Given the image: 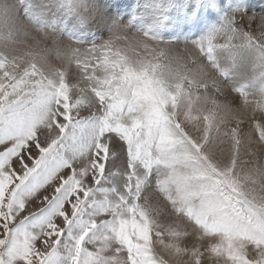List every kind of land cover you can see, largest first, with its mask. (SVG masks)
I'll return each mask as SVG.
<instances>
[{"label": "rangeland", "instance_id": "1", "mask_svg": "<svg viewBox=\"0 0 264 264\" xmlns=\"http://www.w3.org/2000/svg\"><path fill=\"white\" fill-rule=\"evenodd\" d=\"M90 1L96 5L95 18L102 15L109 17L107 26L102 21H99L102 27L99 23L98 26L94 20L85 28L79 26L73 13L72 0H37L36 3L34 0H22L23 15L36 29L58 30L61 41H50L46 49L20 47L14 51H6L0 47V77L6 75L3 80L5 83L28 79L44 85H51L48 82L49 71L45 70L44 65H49L48 60L60 54L64 40L75 42V48L83 49V54L79 50L75 51L74 61L82 63L86 74L92 77L83 75L88 81H85V89L89 88L90 94L92 90L93 98L99 99V103L90 94V98L83 94L85 98L78 102L81 114H74L86 116L97 125L93 152L102 154L100 159L107 162L108 172L111 173L105 181L104 186L108 193L103 197L104 205L101 209L107 226L87 245L92 249L88 255L89 264H173V261L165 259L168 253L164 243L182 236L180 226L184 216L187 218L185 223L191 227L193 233L196 232L194 236L203 238L200 243L206 241L215 245L210 249L212 254L200 251L203 258H197V264L203 263L205 258L206 262L213 264H264V256L259 255L264 253V212L260 211L258 199L242 194L240 185L243 181L237 176V173L248 168L254 160L252 153L257 145L249 137L261 142L259 146L264 148V115L257 112L247 118L233 120L230 124H221L216 119H196L197 114L193 110L188 116L191 124L182 125L169 117L166 125L144 126L142 122H138L135 110L129 109L118 98L114 85L97 83L102 74L101 64L105 63L110 53L93 47L108 35V25L115 18L121 22L131 21L134 28L142 31L150 27L154 21L150 5L156 0ZM253 2L255 6H252ZM235 3L237 0H171L168 7L162 10L163 19L156 31L161 46L167 49L161 62L180 61L179 64L184 66L185 71L190 72V76L199 71L200 63L215 66L222 71V81L233 84L221 98L229 101L239 111L250 112L248 101L256 94L259 82L264 81V77H260L255 85L242 80L237 82L235 69L242 59L240 49L245 43L242 36L245 31L239 28L242 21L236 25L238 31L223 25L218 27V31L210 32L221 23L224 15L222 9ZM243 4L248 11H264L261 0H243ZM95 25L96 31H91ZM84 29L87 33H84ZM226 32L228 36L224 35ZM238 39L241 40L240 43ZM171 45L176 46V49L172 50ZM193 45L196 46L199 63L192 59L190 53L183 58V48L191 50L195 48ZM16 53L20 54H17L19 57L24 55L22 58L25 60H20ZM223 58L227 61L226 65ZM218 65H222L221 68ZM193 68L197 69L194 71ZM54 88L51 91L62 102L65 113L71 112V100L62 94L59 84ZM109 102L117 108L111 107ZM97 105L100 108H95ZM177 107L179 110V105ZM112 108L116 113L110 110ZM256 120L261 122L254 124ZM115 133L118 138L114 136ZM103 137H106L105 140ZM115 138L117 141L119 139L117 144ZM123 143L124 148H121ZM117 146L121 149H117ZM116 154L118 159L113 160ZM127 154L130 156L127 157ZM89 159L93 168L97 169V175H103V167L95 163L94 157L90 156ZM133 159L138 162L135 169ZM221 241L227 244L222 245ZM237 241L247 242L246 253H241ZM231 246H235L237 250H232ZM240 256L242 259H239Z\"/></svg>", "mask_w": 264, "mask_h": 264}, {"label": "snow or ice", "instance_id": "2", "mask_svg": "<svg viewBox=\"0 0 264 264\" xmlns=\"http://www.w3.org/2000/svg\"><path fill=\"white\" fill-rule=\"evenodd\" d=\"M96 128L39 81L0 83V264H89L111 174Z\"/></svg>", "mask_w": 264, "mask_h": 264}, {"label": "clouds", "instance_id": "3", "mask_svg": "<svg viewBox=\"0 0 264 264\" xmlns=\"http://www.w3.org/2000/svg\"><path fill=\"white\" fill-rule=\"evenodd\" d=\"M37 0H34L36 3ZM264 2V0H261ZM171 0H156L153 9L154 22L146 30L134 28L131 21L114 20L108 35L94 48L110 53L101 65L99 85H114L118 98L129 108L135 110L138 122L144 126L166 125L169 117L182 125L191 124L188 119L191 111L196 112V119H216L221 124H230L240 117L247 118L257 112L264 115V81L259 82L256 94L248 101L251 111H239L229 101L222 99L232 83L222 81V73L215 66L199 64V71L191 76L179 62L169 60L161 62L167 49L161 46L156 31L161 26L162 10ZM22 0H0V47L16 50L20 47L46 49L49 42L61 41L58 30H37L23 15ZM76 23L85 27L95 19V5L90 0H72ZM224 15L218 27L227 25L233 30L242 20L248 27L243 33L244 47L240 49L242 57L235 71L238 81H247L255 85L264 77V11H248L243 0L225 6ZM243 29V24H240ZM151 33V35H149ZM75 42L64 40L61 55L65 62H70L75 51L83 54V49H76ZM193 60L199 63L195 48L189 50ZM46 71L54 72L55 66L44 65ZM219 93V94H218ZM177 105H179V110ZM261 121L256 120L255 123ZM256 144L251 165L237 173L243 181L240 185L242 194L252 196L260 202V211L264 212V148L261 142L249 137ZM241 253H246L247 242L237 241ZM259 255L264 256V253Z\"/></svg>", "mask_w": 264, "mask_h": 264}, {"label": "bare ground", "instance_id": "4", "mask_svg": "<svg viewBox=\"0 0 264 264\" xmlns=\"http://www.w3.org/2000/svg\"><path fill=\"white\" fill-rule=\"evenodd\" d=\"M93 1V0H92ZM91 2V1H90ZM97 3H99V1L97 2ZM263 3V5H264V2H262ZM109 5H110V3H108ZM94 5V4H93ZM101 5V4H100ZM112 5V4H111ZM257 5V4H256ZM99 6V5H98ZM104 6V5H103ZM252 6H255V3L253 2L252 3ZM95 8H96V5H95ZM103 9V8H102ZM250 9V8H249ZM104 10H105V8H104ZM118 10V9H117ZM136 10V9H135ZM107 11V10H106ZM260 11V10H259ZM263 11V10H262ZM97 12H98V10H97ZM102 12H103V10H102ZM128 13V12H127ZM112 14V13H111ZM118 14V13H117ZM120 14H122L121 12H120ZM124 14V13H123ZM99 16H100V14H98ZM101 15H102V13H101ZM127 14H125V16H126ZM129 15V14H128ZM136 15V14H135ZM108 16V15H107ZM124 16V15H123ZM96 17V16H95ZM114 17V16H113ZM129 17V16H128ZM130 18H131V16H130ZM139 18V17H138ZM118 18H115V19H113V20H117ZM108 20L110 21V19H109V17L108 18H106V15H102L101 17H99L98 18V16H97V18H95L94 19V21H95V24L96 25H98L99 26V21H102V24L104 23V25H105V23H106V26H107V22H108ZM124 20V19H123ZM132 20H133V18H132ZM242 21V20H241ZM141 22H143V21H141ZM154 22V21H153ZM191 22V21H190ZM55 23V22H54ZM99 23V24H98ZM167 23V22H166ZM58 24V23H57ZM108 24H110V23H108ZM242 24H243V29H244V31H246L247 30V27H248V25L244 22V21H242ZM90 25V24H89ZM96 25L95 26H93V28L92 29H90L91 31L92 30H94V31H96L95 30V28H96ZM101 25V24H100ZM103 25V26H104ZM139 25H141V24H139ZM177 25V24H176ZM58 26H59V24H58ZM109 27H110V25H108ZM146 26V25H145ZM165 26H166V24H165ZM174 26V25H173ZM101 27H102V25H101ZM100 27V28H101ZM134 27V26H133ZM163 27V26H162ZM176 27V26H175ZM185 27V26H184ZM228 27V26H227ZM236 27V26H235ZM238 27V26H237ZM236 27V29H237V31H238V28ZM83 28H85V27H83ZM89 28V27H88ZM143 28H145V27H143ZM142 28V29H143ZM178 29H180L181 27H177ZM221 28V27H220ZM219 28V29H220ZM225 28V27H224ZM240 28V27H239ZM81 30H82V28H80ZM183 29V28H182ZM85 31H84V33H87L86 32V29H84ZM89 30V29H88ZM145 30H146V28H145ZM221 30V29H220ZM226 30H227V28H226ZM89 32V33H92V32ZM102 31H103V29H102ZM101 30H100V33L102 32ZM106 31H108V30H106ZM218 31V30H217ZM222 31H223V29H222ZM75 32V31H74ZM76 32H77V30H76ZM75 32V33H76ZM236 32V31H235ZM234 32V33H235ZM83 33V34H84ZM108 33V32H107ZM218 33V32H217ZM79 34V33H78ZM103 34V33H102ZM106 34V33H105ZM220 34V33H219ZM223 34V33H222ZM67 35L68 34H66V37H67ZM82 35V34H81ZM89 35V34H88ZM104 35V34H103ZM225 36L227 35V32H226V34H224ZM234 35V34H233ZM241 35V34H240ZM84 36V35H83ZM228 36V35H227ZM243 36V35H242ZM241 36V37H242ZM87 37V36H86ZM213 37V36H212ZM217 37V36H216ZM234 37H235V35H234ZM236 37H237V35H236ZM102 38V37H101ZM238 38V37H237ZM240 38V37H239ZM225 39H226V37H225ZM222 40H224V38H222ZM227 40V39H226ZM239 40V39H238ZM216 41H218V40H216ZM240 41L241 40H239V43H240ZM228 42V41H227ZM172 43V42H171ZM193 43V42H192ZM223 43V42H222ZM230 43V42H229ZM238 43V42H237ZM93 44H95V43H93ZM174 44V43H173ZM172 44V45H173ZM191 44V43H190ZM171 45V49L172 50H174V49H176L175 47L176 46H172ZM175 45V44H174ZM84 46V45H83ZM221 46V45H220ZM230 46V45H229ZM79 47V46H78ZM193 47H195V49H196V46H194L193 45ZM219 47V46H218ZM232 47V46H231ZM238 47V46H237ZM94 48V47H93ZM188 48H189V45H188ZM201 47H199V50H202V49H200ZM236 48V47H235ZM77 49V48H76ZM5 50V49H4ZM20 50V49H19ZM96 50H98V49H96ZM206 50V49H205ZM214 50V49H213ZM6 51H8V50H6ZM11 51H14V50H11ZM87 51V50H86ZM85 51V52H86ZM99 51V50H98ZM197 52V51H196ZM204 52V51H203ZM212 52V51H211ZM2 53V52H1ZM19 53H21V52H19ZM100 53V52H99ZM182 53H183V58H185L186 56H188L189 55V53H190V51H189V49L187 50V49H184L183 48V50H182ZM205 53V52H204ZM233 53V52H232ZM18 53H16V55H17ZM53 54V53H52ZM76 54H77V52H76ZM107 54V53H106ZM177 54H181V53H177ZM230 54V53H229ZM229 54H227V56L229 55ZM15 55V54H14ZM18 55H20V54H18ZM17 55V56H18ZM191 55V54H190ZM200 55H202L201 53H200ZM207 55V54H206ZM16 56V57H17ZM24 56V55H23ZM23 56H21V57H19V59L21 58V59H23V60H25L24 58H22ZM51 57H52V55H50ZM207 56H209V53H208V55ZM234 56V55H233ZM233 56H231V57H233ZM13 57V56H12ZM15 57V56H14ZM15 57V58H16ZM54 57V56H53ZM78 57V56H77ZM11 58V57H10ZM13 59V58H12ZM20 59V60H21ZM37 59H39V58H37ZM165 59H166V57H165ZM165 59H163V60H165ZM177 59H181V58H177ZM224 59V58H223ZM241 59V58H240ZM18 60V59H17ZM34 60V59H33ZM42 60V59H41ZM40 60V61H41ZM95 60V59H94ZM200 60V59H199ZM225 60V59H224ZM223 60V61H224ZM14 61V60H13ZM16 61V60H15ZM36 61V60H35ZM93 61V60H92ZM217 61H219V60H217ZM237 61H239V60H237ZM17 62V61H16ZM24 62V61H23ZM22 62V64H24ZM79 62V61H78ZM96 62V61H95ZM180 62V61H179ZM195 62V61H194ZM226 60H225V65H226ZM48 63H49V65L50 66H55L56 67V70L54 71V72H49V76H50V79H48V82H50L51 83V85H46V86H48L49 87V89L50 90H54L55 88V85L56 84H59L60 86H61V88H62V94H64V96L66 97V98H68V99H70L71 100V106H70V111L71 112H76L75 114H77V115H80L81 114V109L79 110V108H81L80 107V105H79V101H81L83 98H85V97H83V94H90V89L89 88H87V89H85V85H87L86 83H85V81L86 82H88L87 80H86V77L85 76H83V75H86L87 76V78H88V76H89V74L87 73L86 74V70H84V68H83V65H82V63H76L75 61H74V56H72V58H71V60H70V62H65V60H64V57L61 55V52H60V54H56V57H54V58H52V59H49L48 60ZM196 63V62H195ZM36 64H37V62H36ZM236 64V63H235ZM234 64V65H235ZM41 65H42V62H41ZM102 65V64H101ZM199 65V64H198ZM217 65V64H216ZM238 65V64H237ZM236 65V66H237ZM24 66V65H23ZM197 66V65H196ZM218 66H220V65H218ZM222 66V65H221ZM221 66L219 67V68H221ZM228 66V65H227ZM234 67V66H233ZM41 68V67H40ZM224 68V67H223ZM231 68V67H230ZM192 69V68H191ZM194 69V68H193ZM195 69H197V68H195ZM195 69H194V71H195ZM225 69V68H224ZM221 71V70H220ZM9 72V71H8ZM222 72V71H221ZM188 73H190V72H188ZM194 73V72H193ZM7 74V73H6ZM12 74V73H11ZM229 74V73H228ZM231 74V73H230ZM39 75H40V73H39ZM232 75H235V74H233L232 73ZM237 75V74H236ZM4 76H6V75H4ZM3 76V78L2 77H0V83H5V81H3V80H5V77ZM8 76V75H7ZM62 78H61V77ZM190 76V75H189ZM83 77H85V78H83ZM89 77H91V76H89ZM235 77V76H234ZM7 78V77H6ZM15 78V77H14ZM92 78V77H91ZM234 79V78H233ZM84 80V81H83ZM90 80V79H89ZM8 81V80H7ZM91 81V80H90ZM87 87V86H86ZM103 87V86H102ZM94 88V87H93ZM92 89V88H91ZM95 89L96 88H94L93 89V91H95ZM83 90V91H82ZM87 90V91H86ZM96 92V91H95ZM90 97L91 98H93L94 96L92 95V90H91V94H90ZM89 97V95H88V98H90ZM95 97L97 98L98 96H96V94H95ZM103 97V96H102ZM87 99V98H86ZM94 99V98H93ZM95 100V99H94ZM95 101H98V103H99V99H97V100H95ZM104 101V100H103ZM107 101V100H106ZM110 101V100H109ZM100 102H102L101 100H100ZM81 103V102H80ZM110 103H112V102H109V104ZM114 103H116L115 101H114ZM113 103V104H114ZM83 104V103H82ZM117 104V103H116ZM84 105V104H83ZM110 106H111V104H110ZM109 106V107H110ZM97 107H99L98 105L95 107V108H97ZM111 107H114V108H117L116 106H111ZM119 107V106H118ZM85 108V107H84ZM100 108V107H99ZM86 109V108H85ZM101 109H102V107H101ZM84 110V109H83ZM110 110H114L113 108L112 109H110ZM118 110V109H117ZM115 111V110H114ZM113 111V112H114ZM129 111V110H128ZM83 112V111H82ZM126 112V111H125ZM110 113H112V112H110ZM115 113H116V111H115ZM129 113V112H128ZM114 114V113H113ZM125 114H127V113H125ZM128 115V114H127ZM129 117H130V115H128ZM263 117V116H262ZM258 119V118H257ZM124 121V120H123ZM264 121V120H263ZM264 123V122H263ZM119 124V123H118ZM262 124V123H261ZM117 126V125H116ZM118 127H119V125H118ZM115 129H116V131L115 132H117V127H115ZM119 132V131H118ZM110 134H112V132L110 133ZM118 134H120V133H118ZM109 135V134H108ZM116 138H118V136H116V133H115V135H114ZM104 138V140H105V138L106 137H103ZM113 138V137H112ZM114 139V141H115V143L117 144V142L119 141V139H118V141H117V139ZM123 138V137H122ZM110 140H111V138H109ZM110 140H108V142L110 141ZM113 140V139H112ZM123 140V139H122ZM107 142V143H108ZM111 143V142H110ZM121 143V142H120ZM115 144V145H116ZM122 146H120L121 148L123 147L124 148V143L123 144H121ZM116 147V146H115ZM119 146H117V149L118 148H120ZM112 148V147H111ZM120 148V149H121ZM115 149V148H114ZM122 150H124V149H122ZM121 150H119V152H120ZM122 153V152H121ZM120 153V154H121ZM129 153V152H128ZM130 154H131V152H130ZM117 155V154H116ZM127 157L128 156H130L129 154H127L126 155ZM133 156V155H132ZM129 159H130V157H129ZM134 160V159H133ZM135 161V160H134ZM138 166V162L137 161H135L134 162V164H133V169H135L134 167H137ZM137 171V170H136ZM111 185V184H110ZM107 188V187H106ZM125 196V195H124ZM111 197V196H110ZM166 214V213H165ZM186 217L184 216V218H183V221H182V224H181V226H180V233L182 234V236L179 238V239H175V240H171V241H165V243L164 244H166V247H165V249L167 250V253L168 254H166L167 255V257L165 258V259H169V260H171V261H173L174 263H176V264H197L196 262L198 261L197 260V258H199L200 256H202L201 255V253H200V251H203L205 254L207 253V254H209V253H211L210 252V249H211V247L213 248L215 245H210V244H208V243H206V241H205V243L203 242V243H200V241H202V237L200 238V239H198V238H196L195 236H194V234H196V232L195 233H193V230L191 229V227L188 225V224H186L185 222H186ZM190 230H192V233H190ZM225 240H229V239H225ZM225 241H221V244L222 245H226L227 243L225 242ZM229 242V241H228ZM229 244H230V242H229ZM228 244V245H229ZM233 246V245H232ZM232 246H231V248H232ZM216 249H217V247H216ZM233 249H235V250H237L236 248H235V246H234V248H232V250ZM165 250V251H166ZM212 250V249H211ZM214 250V249H213ZM229 250L230 249H228V252H229ZM165 253V252H164ZM234 253H235V251H234ZM234 253H233V255H234ZM236 253H238V251H236ZM162 254V253H161ZM212 254V253H211ZM229 254V253H228ZM169 255V256H168ZM232 256V255H231ZM202 258H203V256H202ZM241 258V256L239 257V259ZM206 259V258H205ZM205 259H204V261H205ZM242 259V258H241ZM168 260V261H169ZM197 260V261H196ZM218 260H220V259H218ZM167 261V262H168ZM196 261V262H195ZM203 261V263L201 262V264H213V263H210V262H204ZM214 261L215 262H218V261H216L215 259H214ZM221 262V261H220ZM173 263V264H174ZM219 263V262H218ZM198 264H200V263H198Z\"/></svg>", "mask_w": 264, "mask_h": 264}]
</instances>
